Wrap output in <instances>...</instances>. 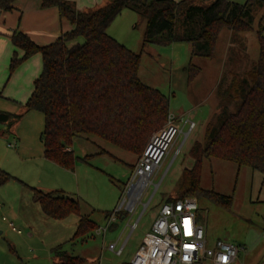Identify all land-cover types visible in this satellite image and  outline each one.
<instances>
[{"label":"trees","instance_id":"trees-1","mask_svg":"<svg viewBox=\"0 0 264 264\" xmlns=\"http://www.w3.org/2000/svg\"><path fill=\"white\" fill-rule=\"evenodd\" d=\"M14 2L0 0V8L12 9ZM41 6H56L60 16L70 20L73 28L49 44H39L27 33L13 31L11 40L23 54L19 56L15 51L10 70L14 71L35 53L42 54L43 69L34 81L25 106L44 115L41 140L47 159L73 170L77 156L72 145L80 135L97 136L139 154L151 134L168 122L169 97L139 76L141 53L107 32L114 19L129 8L146 21L143 45L177 41L191 44V60L186 66L189 80L201 71L192 58H213L223 28L230 30L233 45L239 46L232 47L217 86L218 110L206 124L204 139L195 141L190 148L194 166L187 170L191 178L181 188L194 195L207 193L200 186L204 158L229 160L264 175V13L256 30L257 60L242 68L236 65L239 59L247 57L246 44L239 33L253 30L264 0L242 3L233 0H109L87 10L78 9L70 0H41ZM80 37L84 39L82 42L73 43ZM21 117V113L0 110V122L9 126ZM92 156L86 155L83 159L88 161ZM15 178L0 167V185ZM30 188L34 200L40 202L46 214L55 218L81 214L79 199L66 196L62 191ZM214 196L224 205H229L232 199L222 194ZM96 227L88 215L81 214L76 237ZM54 253L59 260L53 264L83 262L61 245L54 248Z\"/></svg>","mask_w":264,"mask_h":264},{"label":"rangeland","instance_id":"rangeland-1","mask_svg":"<svg viewBox=\"0 0 264 264\" xmlns=\"http://www.w3.org/2000/svg\"><path fill=\"white\" fill-rule=\"evenodd\" d=\"M233 1L242 3L245 0ZM263 13L264 8L258 11L253 30L239 33L246 44L247 54V57L237 61L236 65L241 68L257 60L259 42L256 30ZM129 20L125 18L120 22H114L116 23L114 32L119 34L125 44H128L126 46L141 53L140 78L169 97L170 115L181 119L182 132L177 136L161 167L153 176V183L145 192L144 201L152 197L148 209L141 215L143 208L139 206L137 212L129 213L120 221L122 228L129 222L125 234V238L128 237V244L123 255L118 256L112 251L110 257L115 262L118 261L117 263L129 262L145 234L151 230L161 204L170 197L193 195L199 203L197 216L200 224L205 228L208 247L214 246L218 240L247 245L254 249L251 255L252 264H264V176L262 172L250 166H239L229 160L204 158L200 186L207 193L194 195L181 188V185L191 178L187 170L194 166L195 160L190 155V148L195 141L204 139L206 122L219 107L217 86L227 67L231 49L237 46L232 43L230 30L222 29L213 58L203 56L192 58V61L200 66L201 71L195 78L189 80L186 66L191 60V44L186 41H177L170 44L143 45L146 21L137 15V19L128 27ZM123 40L120 39L121 43L124 42ZM240 50L239 53L243 56V51ZM8 75L10 76V73ZM16 82L20 83L19 80ZM191 120L196 121V126L186 136L185 132L189 130ZM23 121L21 126L23 134L40 145L39 133L44 127L42 113L29 112ZM160 129L151 134L139 154H133L97 136L80 135L74 139L72 149L77 156L75 168L67 169L65 173H68L71 179L66 176L63 180L70 188L69 194L80 198L82 212L90 214L91 218L102 227L107 224L106 212L114 211L120 204L125 193L124 183L131 176L135 161H138L153 135ZM35 130L38 131L35 133ZM178 148L180 153L176 154ZM0 150L4 151L1 143ZM86 155H93L88 162L83 159ZM25 161L24 159L23 162H17L20 167L17 164L16 169L20 173L49 178L46 167L42 166V161L47 163L45 160ZM13 175L21 177L15 173ZM215 194L231 196L230 204L224 205L218 202ZM0 218L5 222L11 220L10 214L3 209V205L0 206ZM138 219L137 227L132 230L131 224Z\"/></svg>","mask_w":264,"mask_h":264},{"label":"crops","instance_id":"crops-1","mask_svg":"<svg viewBox=\"0 0 264 264\" xmlns=\"http://www.w3.org/2000/svg\"><path fill=\"white\" fill-rule=\"evenodd\" d=\"M70 1H73L78 9L87 10L104 5L109 0ZM137 15V12L132 9H124L110 24L108 33L119 41L120 39L123 40L118 33L114 32V28H116L114 22L128 18L130 20L127 26L130 27L133 21L137 19ZM72 28V22L61 17L56 6L42 7L41 0H15L12 9L0 8V103L2 102L0 110L5 109L4 111L22 114V117L11 126L5 122H0V143L4 150H0V166L3 167L2 169H7L6 171L9 170L22 177L19 178L14 175L15 179L0 185V206L3 205V209L10 214L11 219L5 222L0 218V236H2L0 238V264H53L54 261L59 260L54 253V248L59 245L69 254L82 258V264H121L110 257L112 254L110 252L113 251V254L121 256L128 244V237L126 239L125 234L129 222L124 228L120 226V221L128 216L127 213H121L116 220L109 222L110 214L107 212L112 213L113 211H107V224L105 226L108 228L99 231L102 226L93 220L90 214L82 212L81 204V214L88 215L97 224V227L83 236L76 237L81 214L71 213L63 218H55L46 214L40 202L34 200L33 191L30 188L37 185L38 188L41 187L40 189L45 191H62L64 195L80 201L79 197L69 194L68 189L70 188L66 186L65 180H63V178L66 179V176L71 179L68 173H65L67 169L44 156V145L41 140V132L44 127L39 133L40 145L29 140L28 136L22 132L21 126L25 116L29 112L38 111L27 110L25 103L33 91L35 79L42 72L43 58L40 52L35 53L11 72V58L15 51L21 56L23 50L13 44L10 35L13 31H22L39 44H49ZM83 40V37H80L73 43ZM122 43L125 44V41ZM224 57L226 56L224 55ZM18 80L20 83L16 82ZM176 119L180 124L181 119L179 120V117ZM36 131L38 130H35V133ZM24 159L26 161L28 159L45 160L47 163L42 161V166L46 167L49 178L36 177V174L29 176V174L20 173L16 169L19 165L17 162H23ZM11 223L16 229H13ZM97 238L100 239L97 240ZM121 247L123 248L122 253L117 254L116 250ZM244 247L245 249L231 264L253 263L251 255L254 249L247 245ZM122 263L131 264V259L129 262L124 261Z\"/></svg>","mask_w":264,"mask_h":264},{"label":"built area","instance_id":"built-area-1","mask_svg":"<svg viewBox=\"0 0 264 264\" xmlns=\"http://www.w3.org/2000/svg\"><path fill=\"white\" fill-rule=\"evenodd\" d=\"M196 122L189 121V132ZM182 127L175 116H169L164 127L157 131L136 162L132 174L125 185L124 196L118 207L109 215V222L117 219L121 213H135L142 206L141 215L148 209L151 198L144 201L147 188L153 183V176L161 167L172 148ZM180 153V148L176 154ZM199 208L195 196H181L165 200L159 210L151 230L148 231L131 259V264H231L243 245L226 240H218L208 247L206 231L197 216ZM140 219V218H139ZM139 219L131 224L132 230ZM13 229L15 226L11 223ZM100 227L99 231L107 230ZM123 248L116 250L121 254Z\"/></svg>","mask_w":264,"mask_h":264}]
</instances>
